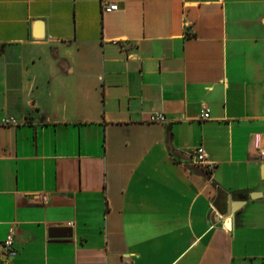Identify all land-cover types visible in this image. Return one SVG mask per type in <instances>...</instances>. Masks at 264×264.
I'll list each match as a JSON object with an SVG mask.
<instances>
[{"label": "crops", "instance_id": "crops-1", "mask_svg": "<svg viewBox=\"0 0 264 264\" xmlns=\"http://www.w3.org/2000/svg\"><path fill=\"white\" fill-rule=\"evenodd\" d=\"M262 151L264 0H0V264H264Z\"/></svg>", "mask_w": 264, "mask_h": 264}, {"label": "built area", "instance_id": "built-area-1", "mask_svg": "<svg viewBox=\"0 0 264 264\" xmlns=\"http://www.w3.org/2000/svg\"><path fill=\"white\" fill-rule=\"evenodd\" d=\"M103 8L106 12H113L118 10V6L112 3H103ZM202 118L207 120L210 119V112L206 110L202 113ZM166 117L163 115H154L152 117L153 122L165 123ZM4 125L16 124L14 119L5 120ZM261 156L264 157V152H260ZM193 165L204 169L205 171H212L213 164L209 160V156L203 147L196 149L194 152ZM1 254L7 258H14L18 252L14 248V229H11L7 240L1 245Z\"/></svg>", "mask_w": 264, "mask_h": 264}, {"label": "water", "instance_id": "water-1", "mask_svg": "<svg viewBox=\"0 0 264 264\" xmlns=\"http://www.w3.org/2000/svg\"><path fill=\"white\" fill-rule=\"evenodd\" d=\"M238 208H239L238 205L231 204L230 209H229V212H228V216L229 217L234 216L235 213L237 212Z\"/></svg>", "mask_w": 264, "mask_h": 264}]
</instances>
